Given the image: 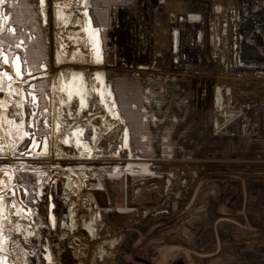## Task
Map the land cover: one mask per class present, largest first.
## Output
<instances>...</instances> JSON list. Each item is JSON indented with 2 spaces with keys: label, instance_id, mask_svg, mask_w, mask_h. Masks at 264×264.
Wrapping results in <instances>:
<instances>
[{
  "label": "rangeland",
  "instance_id": "obj_1",
  "mask_svg": "<svg viewBox=\"0 0 264 264\" xmlns=\"http://www.w3.org/2000/svg\"><path fill=\"white\" fill-rule=\"evenodd\" d=\"M67 1L60 8L71 17L57 24L53 10L61 1L51 0L44 9L48 23L38 25L48 48L46 70L37 65L34 75L24 71L22 80H8L12 70L0 56V133L12 157L11 190L0 216L4 264H256L259 259L261 264L264 257L249 256L264 249V72H254L257 60L264 59V0H187L200 7L198 20L187 22L185 11L175 13L174 22L164 17L168 41L160 51L163 59L150 70L138 66L152 64L162 31L156 20L166 3L103 6L108 8L103 68L132 127L131 157L118 147L122 139L95 138L101 117L94 110L105 103L93 74L102 67L93 63L83 16L92 4ZM4 7L13 8L8 1ZM229 12L235 13L231 30ZM27 50L32 56L39 48ZM240 58L249 64L237 62ZM60 72L68 84L84 74L88 88H95L96 99L83 90L89 102L83 114L64 108L69 91ZM38 78H43L36 83L42 102L46 94L53 98L51 120L38 151L26 155L20 153L28 143L21 142V132L27 131L30 102L22 91ZM106 115L112 121L108 110ZM79 126L88 129L84 144L92 157L71 133ZM164 133L177 145L166 153ZM8 157L0 154V160ZM130 159L151 171L129 166ZM219 174L230 181L237 205L228 197L222 214L182 225L201 184L209 180L214 190L218 180L210 179Z\"/></svg>",
  "mask_w": 264,
  "mask_h": 264
},
{
  "label": "flooded vegetation",
  "instance_id": "obj_2",
  "mask_svg": "<svg viewBox=\"0 0 264 264\" xmlns=\"http://www.w3.org/2000/svg\"><path fill=\"white\" fill-rule=\"evenodd\" d=\"M7 1L10 2L13 7L9 11H6L4 7ZM50 1L51 0H43V2H41V0H0V53H1L0 56L3 64L8 66L4 60L3 53L5 52L8 55V59L10 62L9 67L12 70L11 79L17 77L16 74L14 73L13 66L11 63L16 54H20V58L23 64V72L25 71L26 76L34 75L35 72L33 71V69L36 68L37 65H39L41 69L44 70L47 69L45 62L47 61L46 59H49L48 56L47 58L41 57V59H39L38 61L35 60L36 58L33 59L34 58L33 55L29 56V53L27 54L25 53V51H28L27 49L31 46L33 48H39L38 51L39 55L42 53V49L43 47H45L44 44L42 43V40H44L43 38L45 36L44 34H41L42 33L41 28H39L38 25L41 23L42 26H45L48 23L47 16L45 13L47 10L45 11L44 9L47 8L49 10ZM83 1L86 0H77V3L82 2V4H84ZM89 1L91 2L92 7L91 8L87 7V8H89L90 10V14L93 18L94 25L100 28L103 39L104 56L106 62V55L108 53V48L105 43L104 34L107 25V20L105 24L100 22L96 14V11L98 10L102 12L105 18L108 17L107 16L108 8H103V6L107 5L110 2H117V3H125V2L110 0L106 3L97 5L94 4L92 0ZM85 9L83 10L84 20H85V13H84ZM73 10L77 11L75 8H73ZM53 12H55V22L57 24L61 22L60 20H66L67 18L71 17L67 13V11L64 8H60V6L56 7L55 10H53ZM186 15H187V19H186L187 22H190L189 21L190 14L186 13ZM39 16H40V21H39ZM47 50L46 52L48 54ZM28 56L30 57V60L27 59ZM54 57L56 62L58 63L59 62L58 56L55 55ZM107 76H108V72H107ZM40 79L43 78H38L35 81L33 80L29 82L28 84H26L27 85L26 89L23 90L26 97L25 102L27 101L30 102L29 104L30 117L27 122V131L21 132V134L23 135L21 137V142L24 140H28L27 146L20 152L21 154L29 155V153L31 154L30 150H33V152L38 151V149L42 145V140L39 139H42L43 135L45 134L44 132L41 131V129L44 124L46 125L47 128L50 125L51 117L49 111L51 109V102L53 101V98L50 97V94L49 95L46 94V98L44 97L45 101L42 102V98L41 96L38 95V92L36 90L37 80ZM83 85H84L83 80L79 79L77 85L75 87L73 86L74 89H67V90L64 89L66 91H69L67 93L69 99L68 103H65L64 105V108L67 109L69 113L72 112L74 114L76 113L80 115L83 114V111L86 110L87 108L86 106L89 104V102L87 101V99H85V96L83 94V90H84ZM75 89H76V94L74 93ZM78 91H80L82 95L81 94L79 95L77 93ZM31 93H35L36 97L34 98L33 94ZM50 98L52 99L51 101ZM79 127H84V126H79ZM84 128H85V132L83 139L85 142H87L90 140V136L89 133H87L88 130L87 127L85 126ZM36 145H38L37 150L34 149Z\"/></svg>",
  "mask_w": 264,
  "mask_h": 264
},
{
  "label": "bare ground",
  "instance_id": "obj_3",
  "mask_svg": "<svg viewBox=\"0 0 264 264\" xmlns=\"http://www.w3.org/2000/svg\"><path fill=\"white\" fill-rule=\"evenodd\" d=\"M62 1V0H61ZM64 1V0H63ZM68 2V1H67ZM71 6L76 5L75 3H77V0H69L68 2ZM245 4H247L245 2ZM220 6V5H219ZM200 8V7H199ZM198 5H194V4H190L187 2V0H167L165 7L163 8V13L165 14L164 17H166L167 15H170L172 13H178L179 11H185L193 16L196 17L195 20H193V23L196 22L198 20L197 16L199 15V10ZM200 16V15H199ZM234 16L235 13L229 12V16L226 18L227 22H226V27H229V30H231L232 28V23L234 20ZM159 24V28L162 29L160 35L158 36L156 42L158 43V50L156 52H160L161 48L167 44L168 41V32H167V28H165L164 26V22L165 19L161 21ZM250 22V21H249ZM192 23V22H191ZM163 24V25H162ZM261 22H258V26L261 27ZM264 25V23H263ZM162 26V27H161ZM262 28V27H261ZM235 39L238 40L235 36ZM78 51V53L82 52L83 48L80 49H76ZM239 59V58H238ZM241 58L240 60H237V62H244L246 65L249 64V61H243L241 62ZM246 60V59H245ZM243 63V64H244ZM257 64L258 66H254V72H264V59H259L257 60ZM253 64V63H252ZM253 66V65H250ZM162 69V68H161ZM249 70V69H248ZM88 95L91 96L93 99H96L95 96V88H93L92 86L89 87L88 90ZM105 107V108H104ZM113 103L111 102H107L105 104L101 105V108H97L94 110V114L99 115L101 117V122L97 125V127L95 128V138L99 139L100 137L106 136L109 137L110 139L114 140V143H117L118 141H120L121 138V134L123 131H121L124 128V125L121 121V118L119 116H116L115 118H111V120L108 119L107 115H106V110L109 109H113ZM104 112V113H103ZM57 122V121H56ZM119 137V138H118ZM9 143L7 142V140L4 138V134L3 131H1L0 133V154H8L9 157L7 160H0V216L3 215V211L5 209V204H4V200H5V196L8 194V192L11 190V188L8 186V175H9V167L11 166L10 162L12 161V157L10 156L11 154V150L9 147ZM9 167H8V165ZM212 179L210 180H218V185L216 186V188L210 189L209 187V182H203L201 184V186L203 188L200 189V191L198 193L195 194L194 196V201L196 202V206H194V209L192 208L191 211L189 212V216L188 218H185V221L182 225H188L190 223H188L189 221H193V218L199 219L197 221L196 224L201 223V221H205L207 219H209L210 217H214L215 214H222V208L224 203H222L224 200H226L228 197L231 198V202L234 205H237L236 200H234L235 198V194H234V190L233 187L230 185V181H228V178H224L223 175H215V176H211ZM247 181V180H245ZM205 188V189H204ZM252 204V203H251ZM195 224V223H192ZM225 224V223H224ZM6 228V224L4 225ZM224 225H221V228L225 229V227H223ZM227 230V227H226ZM182 233V230H179ZM239 234V233H238ZM250 246V244L248 245V247ZM245 254V253H243ZM252 255L249 256V259L252 258H263L264 257V249L261 248L253 253H251ZM253 256V257H252ZM232 259V258H231ZM260 261V259H259ZM258 260L255 261L256 264H258L259 262ZM261 264H264V261L261 260ZM228 262H232L230 259H228ZM216 264V263H215Z\"/></svg>",
  "mask_w": 264,
  "mask_h": 264
},
{
  "label": "water",
  "instance_id": "obj_4",
  "mask_svg": "<svg viewBox=\"0 0 264 264\" xmlns=\"http://www.w3.org/2000/svg\"><path fill=\"white\" fill-rule=\"evenodd\" d=\"M159 2L160 3H166L167 0H159ZM86 9H87V11H84L85 23H86V27L88 29V38L90 40V44L92 47L93 63L96 67H102V68L94 70V72H93L94 77L98 82L97 93L100 96V100L102 103H107V102L113 103V107H112L113 109L108 110V114L110 115V117L112 119L115 118L116 116H119L121 118V121L124 125V128H123V132H122L121 138H120V140L122 139V144H119L118 147L121 150H127L129 157H131L132 156V150H131V145H130V129H129L128 125L125 123V121L122 117V114L120 112V109H119V106H118V103L116 100V95H115V92L113 90L112 83L108 81L107 70L103 68L105 65V56H104V47H103V39H102L101 31H100V28L98 26L94 25L93 18L90 14L89 8H86ZM189 18H190V20H189L190 22H193V20L196 19V17L191 15V14L189 15ZM163 19H164V14L158 13L157 20H156V28L157 29H158L159 24H160V22H158V21H161V23H162ZM174 20H175V14L172 13V14H170V21L174 22ZM95 30H98V31H95ZM3 55H4V60H5L6 64L9 66L10 62L8 59V55L5 52L3 53ZM162 59H163V54L161 52H155L151 66L150 65H139L138 68H140L142 70L155 69V65L157 64V62L162 60ZM11 63H12L13 70H14V73L16 74V76L18 78L22 79L24 77V72H23V64H22V60L20 58V54H16ZM187 67H191V65H189ZM17 68H19V73L17 72ZM97 73L101 74L99 78L97 77ZM60 74H61L62 85H63L64 89H66V90L67 89H74L73 86L75 87L77 85V82L80 79V80H83V82H84V85H83L84 93H88L89 83H88V80L86 79V77L84 75H81V78L77 77L78 79L76 77L72 76L70 78V83L68 84V82L65 79L64 74L62 72H60ZM7 78L10 80L12 78V75L8 74ZM74 93L76 94V89H75ZM77 93L79 95L81 94L80 91H78ZM31 94H33L34 98L36 97L35 93H31ZM84 132H85L84 127H77L71 131V133L76 138L77 146H80L83 144L84 148L89 151L88 156L92 157L93 151L91 149H89V145L87 143L84 144V142H85L83 139ZM125 134L127 135L126 140H125ZM66 137L69 141V138H70L69 133L66 134ZM67 144L69 145L70 141L67 142ZM37 148H38V145H36V147L34 149L37 150ZM128 165L142 169L144 171H151L147 164L137 163V162L132 161L131 159L128 160ZM51 206L53 207V203L51 204ZM49 216H50V220H51L52 224L54 225L55 220H54V216H53L52 212H50ZM198 220L199 219H197V221ZM197 221H196V218H193V221H191V222L189 221L188 223H197ZM0 233H1V230H0ZM2 250H3V248H1V244H0V251H2ZM45 250H46L45 259L47 262H51L52 260H51L50 254L46 248H45ZM0 264H4V257L2 255H0Z\"/></svg>",
  "mask_w": 264,
  "mask_h": 264
},
{
  "label": "trees",
  "instance_id": "obj_5",
  "mask_svg": "<svg viewBox=\"0 0 264 264\" xmlns=\"http://www.w3.org/2000/svg\"><path fill=\"white\" fill-rule=\"evenodd\" d=\"M93 1V3L94 4H97V5H100V4H103V3H106V2H108V1H110V0H92ZM117 1H119V2H129V0H117ZM102 12H100V11H96V14H97V16H98V19H99V21L100 22H102V23H106L105 21H106V17H105V19H103L102 17H101V14ZM47 56H48V54H47V52H46V48L45 47H43V49H42V53L39 55V53H37V54H34L33 55V59H35V60H38L39 61V59H41V57H44V58H47ZM44 93V92H43ZM42 93V94H43ZM46 116H48V115H46ZM129 126V128H130V136H132V143H134V141H133V134H131V133H133V131H132V127H131V125H128ZM48 128L46 127V125L44 124L43 125V127H42V129H41V131L42 132H44V133H46L48 130H47ZM130 144H131V139H130ZM174 146L175 147H177V145H176V143L174 142V141H172V135L170 134V133H167V134H163V143H162V147H163V150L165 151V153H166V150L168 149V148H174Z\"/></svg>",
  "mask_w": 264,
  "mask_h": 264
},
{
  "label": "crops",
  "instance_id": "obj_6",
  "mask_svg": "<svg viewBox=\"0 0 264 264\" xmlns=\"http://www.w3.org/2000/svg\"><path fill=\"white\" fill-rule=\"evenodd\" d=\"M61 1V0H60ZM65 1V0H64ZM64 1L62 0L60 3V7H62V6H65L66 4L64 3ZM74 77H78V78H81V74L80 75H75ZM23 92V91H22ZM52 120H54L55 121V117H53V115H52Z\"/></svg>",
  "mask_w": 264,
  "mask_h": 264
},
{
  "label": "snow or ice",
  "instance_id": "obj_7",
  "mask_svg": "<svg viewBox=\"0 0 264 264\" xmlns=\"http://www.w3.org/2000/svg\"><path fill=\"white\" fill-rule=\"evenodd\" d=\"M41 2H43V0H41ZM85 11H87V9H85ZM95 31H98V30H95ZM17 72L19 73V68H17ZM100 73H97V77L99 78L100 77ZM82 103H83V100H82ZM127 139V135L125 134V140ZM66 143L67 142H69L67 139H66V141H65ZM34 143H35V141H34ZM30 154V153H29Z\"/></svg>",
  "mask_w": 264,
  "mask_h": 264
}]
</instances>
